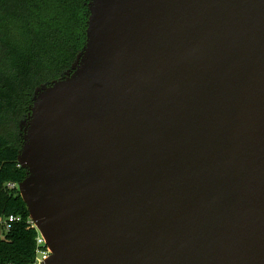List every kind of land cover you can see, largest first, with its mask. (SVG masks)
<instances>
[{"label": "water", "instance_id": "95a60500", "mask_svg": "<svg viewBox=\"0 0 264 264\" xmlns=\"http://www.w3.org/2000/svg\"><path fill=\"white\" fill-rule=\"evenodd\" d=\"M86 1L19 124L45 264H264V0Z\"/></svg>", "mask_w": 264, "mask_h": 264}, {"label": "trees", "instance_id": "16d2710c", "mask_svg": "<svg viewBox=\"0 0 264 264\" xmlns=\"http://www.w3.org/2000/svg\"><path fill=\"white\" fill-rule=\"evenodd\" d=\"M86 0H0V264H33L37 232L18 188L20 122L37 87L60 78L86 43ZM21 218L5 232L3 223Z\"/></svg>", "mask_w": 264, "mask_h": 264}, {"label": "built area", "instance_id": "2783aa9c", "mask_svg": "<svg viewBox=\"0 0 264 264\" xmlns=\"http://www.w3.org/2000/svg\"><path fill=\"white\" fill-rule=\"evenodd\" d=\"M10 187L12 188H18L17 184H12ZM21 218L17 216H10L4 223H3V229L5 232H8L11 230L12 225L20 222ZM33 226L35 227L34 223L31 221ZM37 232L36 237V258L33 264H45V262L50 258L52 255L51 250L49 249L44 237L41 235L40 231L35 227ZM2 233H0V236H2Z\"/></svg>", "mask_w": 264, "mask_h": 264}]
</instances>
